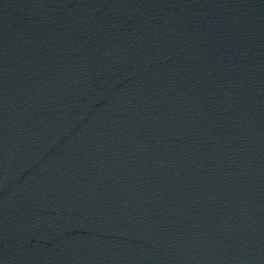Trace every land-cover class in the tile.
<instances>
[{
  "label": "water",
  "instance_id": "water-1",
  "mask_svg": "<svg viewBox=\"0 0 264 264\" xmlns=\"http://www.w3.org/2000/svg\"><path fill=\"white\" fill-rule=\"evenodd\" d=\"M0 264H264V0H0Z\"/></svg>",
  "mask_w": 264,
  "mask_h": 264
}]
</instances>
